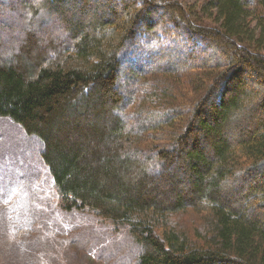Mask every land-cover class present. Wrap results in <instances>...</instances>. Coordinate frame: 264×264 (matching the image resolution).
<instances>
[{"label":"trees","instance_id":"16d2710c","mask_svg":"<svg viewBox=\"0 0 264 264\" xmlns=\"http://www.w3.org/2000/svg\"><path fill=\"white\" fill-rule=\"evenodd\" d=\"M209 4L0 0V117L40 143L57 213L123 226L130 264H264V0ZM146 37L166 45L122 57Z\"/></svg>","mask_w":264,"mask_h":264},{"label":"rangeland","instance_id":"374dc122","mask_svg":"<svg viewBox=\"0 0 264 264\" xmlns=\"http://www.w3.org/2000/svg\"><path fill=\"white\" fill-rule=\"evenodd\" d=\"M179 2L193 17L202 18L201 14L214 11L210 0ZM138 42L137 49L123 50L124 59L136 63L140 54L166 45L147 37ZM139 69L135 68V82L128 81L134 89L147 76L143 68ZM76 100L83 104L80 94ZM97 113L86 118L97 121L104 116ZM243 124L247 129L251 126L249 122ZM40 148V143L24 134L19 125L0 117V264H130L132 250L123 226L114 227L86 209L62 212L57 206V213L59 196L40 158Z\"/></svg>","mask_w":264,"mask_h":264}]
</instances>
